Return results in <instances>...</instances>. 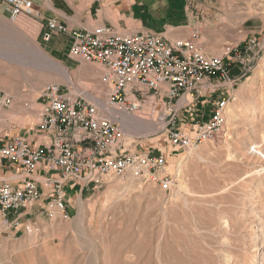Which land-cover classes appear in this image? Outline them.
Returning <instances> with one entry per match:
<instances>
[{
	"label": "rangeland",
	"instance_id": "374dc122",
	"mask_svg": "<svg viewBox=\"0 0 264 264\" xmlns=\"http://www.w3.org/2000/svg\"><path fill=\"white\" fill-rule=\"evenodd\" d=\"M188 5L194 25L185 38L199 34L205 51L217 56L228 46L237 49L231 54L237 102L224 132L197 150L172 152L160 127L162 103L153 114L149 100L137 114L157 125L137 126L117 115L130 152L166 154L171 190L134 175L112 178L74 198L68 221H53L44 210L45 219L23 237L0 245V264H264V0ZM1 11L0 91L15 97L22 111L8 112L6 131L36 128L39 96L49 85L106 98L99 79L77 80L79 72L67 68L68 53L59 49L66 43L43 41L37 18L10 20ZM250 40L256 41L251 49ZM35 45L71 73L73 84L35 53ZM96 67L85 63L83 74L93 77ZM1 78L17 84L10 88ZM187 118L181 115L180 123ZM256 229L263 244L258 252Z\"/></svg>",
	"mask_w": 264,
	"mask_h": 264
},
{
	"label": "built area",
	"instance_id": "2783aa9c",
	"mask_svg": "<svg viewBox=\"0 0 264 264\" xmlns=\"http://www.w3.org/2000/svg\"><path fill=\"white\" fill-rule=\"evenodd\" d=\"M0 8L10 20L40 16L32 0H0ZM46 29L45 42L68 36L71 59L100 67L106 98L91 91L77 93L69 86H47L39 96L38 127L51 140L36 147L21 133L11 138L2 134L4 112L17 100L0 91V167L19 170L17 184L0 183V230L21 226L18 219H9L10 212L38 205L53 221L70 220L66 192L70 183L82 192L93 191L112 178L134 175L169 192L173 178L166 154L130 152L117 114L137 116L149 100L154 114L162 103L158 115L164 124L165 142L172 152L194 151L224 132L229 111L237 102L239 80L232 74L235 61L231 56L237 49L232 46L223 56H213L205 51L197 33L170 41L149 31H120L109 26L91 31L70 29L57 20H49ZM255 42L247 43L249 49ZM213 98L211 115L205 120V113L196 109L202 100ZM24 105L32 108L30 102ZM185 114L188 118L180 123ZM41 167L56 174L37 180L34 177Z\"/></svg>",
	"mask_w": 264,
	"mask_h": 264
},
{
	"label": "crops",
	"instance_id": "0c3cea01",
	"mask_svg": "<svg viewBox=\"0 0 264 264\" xmlns=\"http://www.w3.org/2000/svg\"><path fill=\"white\" fill-rule=\"evenodd\" d=\"M39 13L38 21L40 23V33L43 35L46 24L49 20H57L68 25L70 29L91 31L98 26H109L120 31L143 32L149 31L163 35L170 41L185 38L190 35V29L194 25L193 15L190 13L188 0H32ZM0 10H2L0 8ZM4 14V11H1ZM64 38V41L61 40ZM44 41V40H43ZM45 42V41H44ZM42 42V43H44ZM45 43H66L59 46L62 51L69 53L70 39L65 35L54 36L53 39ZM55 47H57L55 45ZM210 55L217 56L209 53ZM69 57V54H68ZM67 68L71 71H77V80H97L100 77L101 69H94L95 75L91 78L83 74L85 72L84 62L73 60L69 57ZM232 66V74L234 75ZM73 84V82H72ZM64 86V85H63ZM216 98L202 100L197 107V111L205 113L207 120L212 112L213 104ZM19 104L12 108V113H21ZM16 108V109H15ZM8 112H4L5 124L8 121ZM185 120V119H183ZM3 127L2 134L11 138L14 133L6 131ZM20 133L31 140L34 146H43L48 143L51 137L41 133L38 124L35 129L22 131ZM19 170L9 166L0 167V183L9 182L17 184L16 174ZM54 172H48L41 167L35 175V179L40 180L45 175H54ZM68 213L72 216L74 205L72 200L82 196L81 188L70 183L67 188ZM70 199V202H69ZM10 220L18 219L21 222L19 228L0 230V245L6 241H13L17 237H23L26 233V227L33 223L38 224L45 219L44 207L38 205L28 209L21 208L18 211L9 213Z\"/></svg>",
	"mask_w": 264,
	"mask_h": 264
},
{
	"label": "bare ground",
	"instance_id": "6f19581e",
	"mask_svg": "<svg viewBox=\"0 0 264 264\" xmlns=\"http://www.w3.org/2000/svg\"><path fill=\"white\" fill-rule=\"evenodd\" d=\"M33 49H34V51H35V53H37L38 54V56H40L41 58H43L47 63H49V65H51V66H53V68L54 69H58L59 71H61L64 75H65V77H66V79L69 81V83L70 84H72V75H71V73L66 69V68H64L61 64H59L58 62H54V60H51L37 45H35V46H33ZM29 61V60H28ZM31 66H33V65H31ZM29 68V63H28V67H27V70H29L28 69ZM24 70V69H23ZM25 71V70H24ZM19 73H21V72H19ZM27 76H30L29 75V73L26 71V73H25ZM24 74V75H25ZM21 75H23V74H21ZM16 76V75H15ZM3 77V76H2ZM9 78V77H8ZM8 78H6V79H2L3 80V82L5 83V84H7L8 86H10V88L12 87V88H14L15 86L14 85H16L17 83H14L13 81H12V79H8ZM11 94V93H10ZM99 103H101V101H99ZM16 105V104H15ZM14 105V106H15ZM13 106V107H14ZM16 109V108H15ZM117 115H119V116H121L123 119H127V120H129L133 125H137V126H143L144 124H149V122L150 121H145V120H143L141 117H139V116H130V115H127V114H117ZM153 122H150V124H152ZM153 125H157L156 123H153ZM159 126V125H158ZM163 125L161 124V126L160 127H162ZM261 130V129H260ZM259 151V150H258ZM259 234V230H257L256 229V234H255V236L252 238V240H257L256 241V245H255V247L256 248H254V252H258V251H262V249H263V247H261L262 245L259 243V241H258V239H260V235H258ZM259 245H261V246H259ZM261 247V248H259V247ZM253 252V251H252ZM254 256V255H253ZM258 256V255H257ZM256 258V257H255ZM254 258V259H255ZM257 261V260H256Z\"/></svg>",
	"mask_w": 264,
	"mask_h": 264
}]
</instances>
